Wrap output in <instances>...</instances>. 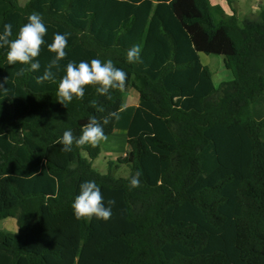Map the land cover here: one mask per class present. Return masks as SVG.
<instances>
[{
  "label": "trees",
  "instance_id": "1",
  "mask_svg": "<svg viewBox=\"0 0 264 264\" xmlns=\"http://www.w3.org/2000/svg\"><path fill=\"white\" fill-rule=\"evenodd\" d=\"M225 1L230 15L211 0H0L11 39L33 12L47 26L39 71L10 65L0 48V220L18 226L0 231V264H264V7L240 21ZM57 32L67 55L38 82ZM134 45L140 59L129 63ZM201 53L222 56L233 79L216 87ZM92 59L123 69L125 87L86 85L64 106L65 66ZM128 87L139 104L117 160L127 178L93 168L99 142L61 150L63 132L79 136L92 115L113 113L112 135ZM87 180L115 201L108 220L74 215Z\"/></svg>",
  "mask_w": 264,
  "mask_h": 264
},
{
  "label": "clouds",
  "instance_id": "2",
  "mask_svg": "<svg viewBox=\"0 0 264 264\" xmlns=\"http://www.w3.org/2000/svg\"><path fill=\"white\" fill-rule=\"evenodd\" d=\"M47 33V26L41 14L33 12L27 17V23L23 24L15 39L13 36V26L10 23L3 25L0 30V48H7L6 56L10 65L19 62L29 66V70L35 72L41 68L39 59H36L41 52V46L46 44L44 39ZM68 46L67 33H54L53 42L47 44V48L55 53L51 64L45 68L42 76L38 77V82L54 79L51 67L65 58V51ZM141 49L133 46L127 52L129 63L140 59ZM22 68L17 75H23ZM127 73L114 65L111 59L100 60L92 59L90 61L81 60L78 64L75 61H69L65 66V75L60 79L57 95L58 101L66 106L74 97L81 98L85 94L86 85H95L97 93L106 95L112 88L123 89ZM6 83V81L4 82ZM4 83H0V90H5ZM101 110V109H98ZM113 113H109L98 120L95 115L89 117L88 123L82 126L79 136H74L72 129L63 132L58 143L62 145V151H70L73 144L82 146L85 144L96 145L98 142L105 140V126L109 124ZM140 173L137 172L131 176L129 184L135 188L140 185ZM113 200L107 201L105 205L104 198L100 188L94 180H87L80 184L79 194L72 202L73 213L76 218H91L108 220L112 214Z\"/></svg>",
  "mask_w": 264,
  "mask_h": 264
},
{
  "label": "rangeland",
  "instance_id": "3",
  "mask_svg": "<svg viewBox=\"0 0 264 264\" xmlns=\"http://www.w3.org/2000/svg\"><path fill=\"white\" fill-rule=\"evenodd\" d=\"M20 5H25L28 0H18ZM260 0H235L233 6L238 9L240 18L245 15L258 14L263 5ZM229 9V7H228ZM204 63L209 67L216 87L223 82L232 80L231 71L226 69L224 59L218 55H203ZM258 109L264 116V104L258 105ZM131 120V110L123 111L117 120L115 134L101 141L102 153L93 161V168L101 174H107L111 170L116 178H127L130 169L127 165L119 164L118 158L124 157L128 150L127 129ZM112 164V165H111ZM0 231L16 233L17 222L14 218L0 220Z\"/></svg>",
  "mask_w": 264,
  "mask_h": 264
},
{
  "label": "crops",
  "instance_id": "4",
  "mask_svg": "<svg viewBox=\"0 0 264 264\" xmlns=\"http://www.w3.org/2000/svg\"><path fill=\"white\" fill-rule=\"evenodd\" d=\"M235 2V0H234ZM263 3V2H261ZM211 4L213 6H220L228 15L231 14V10L230 8L228 9V4L225 0H211ZM264 5V3H263ZM264 7V6H263ZM237 13H238V9H237ZM240 14L238 13V17L240 19V21L242 20V18H240L239 16ZM203 55L204 53H201L200 54V58H201V61L202 63L207 66L205 63H204V58H203ZM206 55V54H205ZM233 76V75H232ZM233 79V78H232ZM214 81V80H213ZM139 104V94L138 92L133 88V87H128L124 90V97H123V105H122V108L120 109L119 113H118V117L119 115L123 112V111H126V110H131V118L133 116V113L136 109V107L138 106ZM118 117H117V120H118ZM117 120H116V124H117ZM131 121V120H130ZM116 124H115V127H116ZM130 124V123H129ZM129 128V126H128ZM128 131V129H127ZM115 134V129H114V132L112 135H109V136H113ZM107 136V137H109ZM100 145H101V141L99 142ZM102 147V146H101Z\"/></svg>",
  "mask_w": 264,
  "mask_h": 264
}]
</instances>
